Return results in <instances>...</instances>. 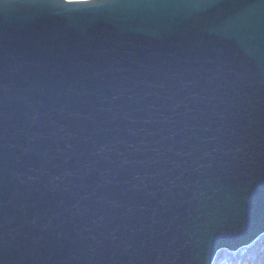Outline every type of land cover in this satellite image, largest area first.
<instances>
[{
  "label": "water",
  "instance_id": "95a60500",
  "mask_svg": "<svg viewBox=\"0 0 264 264\" xmlns=\"http://www.w3.org/2000/svg\"><path fill=\"white\" fill-rule=\"evenodd\" d=\"M263 235L264 0H0V264Z\"/></svg>",
  "mask_w": 264,
  "mask_h": 264
},
{
  "label": "trees",
  "instance_id": "16d2710c",
  "mask_svg": "<svg viewBox=\"0 0 264 264\" xmlns=\"http://www.w3.org/2000/svg\"><path fill=\"white\" fill-rule=\"evenodd\" d=\"M226 254V262H225ZM218 260L227 264H264V235L259 237L249 247L244 248L236 254L228 251L219 253Z\"/></svg>",
  "mask_w": 264,
  "mask_h": 264
},
{
  "label": "snow or ice",
  "instance_id": "6c2138e0",
  "mask_svg": "<svg viewBox=\"0 0 264 264\" xmlns=\"http://www.w3.org/2000/svg\"><path fill=\"white\" fill-rule=\"evenodd\" d=\"M67 5L103 6L106 0H63Z\"/></svg>",
  "mask_w": 264,
  "mask_h": 264
},
{
  "label": "built area",
  "instance_id": "2783aa9c",
  "mask_svg": "<svg viewBox=\"0 0 264 264\" xmlns=\"http://www.w3.org/2000/svg\"><path fill=\"white\" fill-rule=\"evenodd\" d=\"M214 264H227L224 261H218V259L214 262Z\"/></svg>",
  "mask_w": 264,
  "mask_h": 264
},
{
  "label": "rangeland",
  "instance_id": "374dc122",
  "mask_svg": "<svg viewBox=\"0 0 264 264\" xmlns=\"http://www.w3.org/2000/svg\"><path fill=\"white\" fill-rule=\"evenodd\" d=\"M224 259H225V262H226V261H227V260H226V254H225V258H224ZM218 261H220V260H218Z\"/></svg>",
  "mask_w": 264,
  "mask_h": 264
},
{
  "label": "bare ground",
  "instance_id": "6f19581e",
  "mask_svg": "<svg viewBox=\"0 0 264 264\" xmlns=\"http://www.w3.org/2000/svg\"><path fill=\"white\" fill-rule=\"evenodd\" d=\"M219 256V255H218Z\"/></svg>",
  "mask_w": 264,
  "mask_h": 264
}]
</instances>
